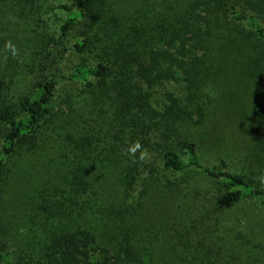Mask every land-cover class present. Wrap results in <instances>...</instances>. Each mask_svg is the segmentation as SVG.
<instances>
[{"label":"trees","instance_id":"trees-1","mask_svg":"<svg viewBox=\"0 0 264 264\" xmlns=\"http://www.w3.org/2000/svg\"><path fill=\"white\" fill-rule=\"evenodd\" d=\"M46 2L0 0V76L18 65L32 80L27 92L15 94L13 75L0 79V264H158L128 232L108 246L94 228L66 221L71 213L65 210L49 213L38 250L16 247L8 228L19 201L16 183L27 176L21 165L62 150L61 144L93 165L106 160L86 154L94 142L101 148L93 149L113 155L115 147L128 148L116 159L124 169L118 179L123 203L141 170L162 171L167 187L190 172L210 180L227 203L249 202L257 207L251 215L264 214V160L247 171L224 154L212 160L205 133L212 81L238 82L246 91L254 83L264 98V0H72L59 6L63 15L53 32L43 23ZM61 62L65 73H50ZM62 79L74 85L70 98L78 111L109 103L114 129L108 140L83 131L85 113L68 115L75 119L66 130L55 122L54 105L66 92ZM167 81L184 84L185 93L168 91L159 111L152 89ZM259 106L257 155L264 151V99Z\"/></svg>","mask_w":264,"mask_h":264},{"label":"rangeland","instance_id":"rangeland-1","mask_svg":"<svg viewBox=\"0 0 264 264\" xmlns=\"http://www.w3.org/2000/svg\"><path fill=\"white\" fill-rule=\"evenodd\" d=\"M71 2L47 0L43 23L48 31L53 32L57 15H63L59 6ZM30 46L37 49L36 43ZM66 69L68 66L61 62L51 67L50 73L60 74ZM2 71L5 72H1L0 79L10 73L18 81L15 94L28 91L32 80L27 70L17 65ZM62 81L65 82L62 89L66 92L54 105L58 115L55 122L66 130L67 123L74 125L77 114L85 113L83 123L80 118L83 131L108 140L109 131L114 129L109 103L104 100L106 102L97 107L86 105V110L78 111L70 98L74 85L65 79ZM248 85L252 90L246 91L238 82L221 81L215 85L212 81L207 91L214 101L209 107L211 121L205 128L211 139L209 157L213 160L224 154L233 160L234 166L245 171L251 165L257 169L256 161L261 159L262 163L264 160L263 150L259 155L252 151L258 126L255 114L264 98L256 84ZM168 91L184 95L185 86L174 81L154 86L152 95L159 111H165ZM59 147L63 149L47 156L45 152L35 155L30 165H21V172L27 176L22 175L16 183L19 201L15 217L11 216L14 225L8 228L19 250H38L47 216H58L55 212L65 210L71 213L66 221L94 228L99 239L108 246H115L122 238L121 233L128 232L133 244L151 254L158 264H264V214L261 217L251 215L257 210L254 204L227 203L223 193L198 173L177 174L179 179L185 177L186 181L167 187L162 171L147 173L142 170L123 203L125 188L120 186L118 179L124 169L116 159H123L122 154L128 148L115 147L113 155L110 149L104 153L102 149H93L101 148L94 142L86 154L106 160L93 165L92 159L79 155L76 158L71 146L61 144ZM262 176L264 179V174Z\"/></svg>","mask_w":264,"mask_h":264}]
</instances>
